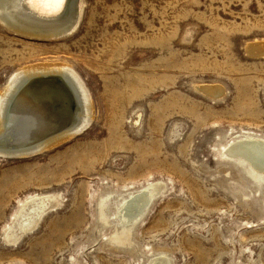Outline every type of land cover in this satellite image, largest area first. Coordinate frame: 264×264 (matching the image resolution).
<instances>
[{
	"label": "rangeland",
	"instance_id": "obj_1",
	"mask_svg": "<svg viewBox=\"0 0 264 264\" xmlns=\"http://www.w3.org/2000/svg\"><path fill=\"white\" fill-rule=\"evenodd\" d=\"M76 5L62 36L0 21V91L23 66L65 62L94 109L77 135L0 155V264H264V181L224 152L264 137V0ZM152 182L145 214L121 222L117 206ZM26 208L40 217L21 233Z\"/></svg>",
	"mask_w": 264,
	"mask_h": 264
},
{
	"label": "bare ground",
	"instance_id": "obj_2",
	"mask_svg": "<svg viewBox=\"0 0 264 264\" xmlns=\"http://www.w3.org/2000/svg\"><path fill=\"white\" fill-rule=\"evenodd\" d=\"M76 2L77 0H0V21L13 31L28 36L39 38L62 36L75 29L80 14ZM259 45L256 46L261 47ZM23 67L10 75L0 91V137H5L0 140V155L3 157L34 154L77 135L87 128L94 112L89 90L81 76L69 64L41 61ZM51 76L58 78V81L47 80L50 84L48 85L43 81L46 79L42 78ZM33 77L41 80L26 87ZM42 85L46 87H41L31 95L33 89ZM216 87L203 86L204 90L210 93ZM51 88L53 90H50ZM62 89L71 98L70 103L66 101L67 97ZM18 91H21L20 95L15 100L14 107L10 108V102ZM40 96L42 97L39 98ZM58 101L65 106L72 104V109L57 111L53 104ZM85 110L92 113L84 114ZM7 124L10 130L5 134ZM12 127H16L15 136L28 137L31 141L40 138L44 132L54 127L59 130L50 136H42L44 138L28 145H20L23 142L13 145L10 139L9 142L5 141L8 136L11 137L9 133L13 131ZM224 152L231 159L234 158L239 165L245 166L252 179L264 181V137L248 135L233 139L224 148ZM161 188V183L152 182L129 193L117 206V216L121 222L129 226L135 224L148 210ZM30 202H35V199ZM103 202L102 200L101 203ZM102 206L105 205L102 204L101 208ZM37 217H40V211L33 212L26 208L20 218L18 230L22 233V228L26 229ZM17 233L19 235L18 231ZM147 264H170V260L165 256H157Z\"/></svg>",
	"mask_w": 264,
	"mask_h": 264
},
{
	"label": "water",
	"instance_id": "obj_3",
	"mask_svg": "<svg viewBox=\"0 0 264 264\" xmlns=\"http://www.w3.org/2000/svg\"><path fill=\"white\" fill-rule=\"evenodd\" d=\"M42 79H46V80H43V81H46V84H48V85H50L48 82H47V80H52V81H58V78H56L55 76H51V78L50 77H46V78H42ZM38 80H41V79H37L36 77H33L28 83H27V85H26V87L28 86V85H32V84H34V83H37L38 82ZM41 87H46L45 85H42V86H40V87H38V88H36V89H33V91H31V95H34L35 94V92L36 91H39V89L41 88ZM22 90V89H21ZM50 90H53V88H51ZM55 91H56V89H55ZM20 92L21 91H18V93L16 94V97H15V95H14V97H13V99L11 100V102H10V105H9V107L10 108H12V107H14V105H15V100L17 99V97L20 95ZM62 92H63V94H64V92H65V95H66V101H69V103L71 102V98L68 96V93H66V91L64 90V89H62ZM42 96H40L39 98H41ZM53 107H55V108H57L56 110L57 111H63V110H67V111H69L68 109H72L71 107H72V104L70 105V104H68L67 106H65L64 104H62L61 103V101H58V102H55L54 104H53ZM67 120V119H66ZM67 122H68V120H67ZM66 122V123H67ZM65 123V124H66ZM64 125V124H63ZM58 127H60V126H58ZM7 130H6V132H5V134L7 133V132H9V130H10V128L8 127V124H7ZM13 128V131H11L10 133H9V135H11V137H9L8 136V139H6L5 141H7V142H9V139L11 140L10 142H11V144H13V145H19L20 143L19 142H23V143H21L20 145H28V144H30V143H32V142H34L35 140H37V139H41V138H44V137H42V136H46V135H50V134H53V133H55V132H57L58 130H59V128H57V127H54L53 129H51L50 131H47V132H44L42 135H41V137L40 138H37V139H35V140H33V141H31L30 140V138H29V140H28V137L27 138H18L17 136H15V132H16V130H15V128L16 127H12ZM3 138H5V137H3ZM3 138H1L0 137V140H2Z\"/></svg>",
	"mask_w": 264,
	"mask_h": 264
}]
</instances>
